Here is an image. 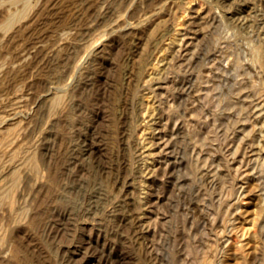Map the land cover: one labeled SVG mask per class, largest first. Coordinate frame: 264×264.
Wrapping results in <instances>:
<instances>
[{
  "label": "rangeland",
  "instance_id": "1",
  "mask_svg": "<svg viewBox=\"0 0 264 264\" xmlns=\"http://www.w3.org/2000/svg\"><path fill=\"white\" fill-rule=\"evenodd\" d=\"M0 264H264V0H0Z\"/></svg>",
  "mask_w": 264,
  "mask_h": 264
},
{
  "label": "bare ground",
  "instance_id": "2",
  "mask_svg": "<svg viewBox=\"0 0 264 264\" xmlns=\"http://www.w3.org/2000/svg\"><path fill=\"white\" fill-rule=\"evenodd\" d=\"M221 1H227V0H221ZM117 20H119V19H117ZM120 20H121V19H120ZM115 22H117V21H115ZM118 22H119V21H118ZM118 22H117V23H118ZM117 23H115V25H116ZM119 24H120V22H119ZM110 25H111V24H110ZM120 26H122V25H120ZM120 26H118V27H120ZM113 27H114V24H113ZM122 27H123V26H122ZM112 29H113V28H112ZM118 29H119V28H118ZM120 30H121V29H120ZM122 31H123V30H122ZM121 33H122V32H121ZM182 83H183V81L178 82L179 85L181 84V85H180L181 88H183V89L185 88V89H186V87L183 85L184 83H183V84H182ZM176 84H177V83H176ZM183 89H182V90H183ZM183 91H184V90H183ZM57 97H58V96H57ZM56 100H57V99H56ZM55 102H56V101H55ZM53 105H54V104H53ZM171 114H172V113H171ZM173 114H174V113H173ZM173 114H172L171 117H173ZM175 115H176V114H175ZM175 115H174V117H175ZM177 116H179V115L177 114ZM174 117H173V118H174ZM179 117H180V116H179ZM180 118H181V117H180ZM176 119H177V118H176ZM174 120H175V118H174ZM179 120H180V119H179ZM179 120H178V121H179ZM179 123H180V122H179ZM179 123H176V122H175V123H174V127H173V128H175L176 130L178 129V132H179V130H180V128H179V127H180V126H179ZM171 124L173 125V123H171ZM169 125H170V122H169ZM169 127H170V126H169ZM181 128H182V127H181ZM169 129H170V128H169ZM170 131H171V130H170ZM173 131H174V130H173ZM173 131H171V133H172ZM178 132H177V133H178ZM175 135H176V134H175ZM169 136H170V134H169ZM171 137H172V136H171ZM167 139H170V137L167 138ZM172 139H173V138H172ZM172 139H171V140H172ZM167 141H168V140H167ZM172 141L174 142L175 139L172 140ZM167 144H169L168 147H171V146L173 145V143L170 142V140H169V142H167ZM167 144H166V145H167ZM162 145H163V144H162ZM165 147H166V146H165ZM171 148H172V147H171ZM172 150H173V149H172ZM150 152H151V151H150ZM172 154H173V153H172ZM168 155H169V154H168ZM175 155H176V154H175ZM33 157H34V155H33ZM166 157H167V156H166ZM172 158H173V157H172ZM27 159H28V158H27ZM32 159L34 160V158H32ZM167 160H168V159H167ZM34 161H35V160H34ZM173 161H174V160H173ZM35 162H36V161H35ZM175 163H176V161H175ZM33 164H34V163H33ZM171 164H172V163H171ZM177 164H178V163H177ZM166 165H167V164H166ZM34 166H35V165H34ZM169 166H170V165H169ZM176 166H177V165H176ZM170 168H171V167H170ZM34 169H35V168H34ZM174 169H175V168H174ZM198 170H199V169H198ZM14 172H15V171H14ZM15 173H16V172H15ZM15 179H16V177H15ZM12 180H13V179H12ZM15 181H16V180H15ZM15 181H14V182H15ZM181 182H182V181H181ZM12 184H13V183H12ZM15 184H16V182H15ZM15 184H13V185H15ZM11 186H12V185H11ZM9 188H10V185H9ZM8 190H9V189H8ZM10 190H11V188H10ZM6 192H7V191H6ZM9 192H10V191H9ZM3 193H4V192H3ZM11 194H13V193H11ZM5 195H6V194H5ZM8 195H9V194H8ZM3 197H6V196H3ZM11 197H12V195H11ZM11 197L9 196V198H11ZM4 199H7V198H4ZM10 201H11V200H10ZM11 206H12V204H11ZM150 253H151V252H150Z\"/></svg>",
  "mask_w": 264,
  "mask_h": 264
}]
</instances>
